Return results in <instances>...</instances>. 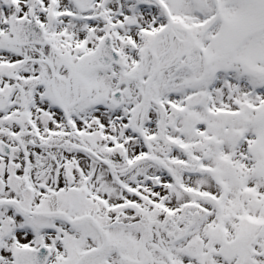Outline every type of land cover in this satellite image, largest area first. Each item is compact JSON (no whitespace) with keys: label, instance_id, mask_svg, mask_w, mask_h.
Returning <instances> with one entry per match:
<instances>
[{"label":"snow or ice","instance_id":"6c2138e0","mask_svg":"<svg viewBox=\"0 0 264 264\" xmlns=\"http://www.w3.org/2000/svg\"><path fill=\"white\" fill-rule=\"evenodd\" d=\"M0 264H264V0H0Z\"/></svg>","mask_w":264,"mask_h":264}]
</instances>
